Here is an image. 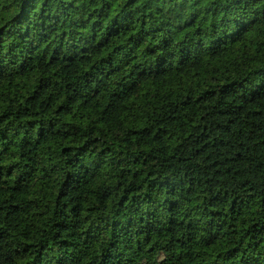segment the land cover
Listing matches in <instances>:
<instances>
[{
    "label": "clouds",
    "instance_id": "1",
    "mask_svg": "<svg viewBox=\"0 0 264 264\" xmlns=\"http://www.w3.org/2000/svg\"><path fill=\"white\" fill-rule=\"evenodd\" d=\"M0 264H264V0H0Z\"/></svg>",
    "mask_w": 264,
    "mask_h": 264
}]
</instances>
